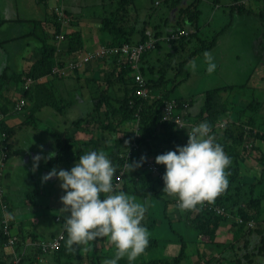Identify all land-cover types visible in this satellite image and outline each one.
<instances>
[{
	"label": "trees",
	"instance_id": "1",
	"mask_svg": "<svg viewBox=\"0 0 264 264\" xmlns=\"http://www.w3.org/2000/svg\"><path fill=\"white\" fill-rule=\"evenodd\" d=\"M103 1L107 3V6L103 7V11L97 16L100 18L101 31L111 36V40L106 45L111 47L123 42L137 44L147 41L149 37L153 39V48L142 52L139 65L147 85L154 92H161L162 95L151 99H143L135 95L133 91L138 87V83L134 81L133 76L129 75L131 65L126 58L120 61L114 59L111 62L104 58H98L101 62L103 60L104 65L108 62L107 67L103 70L108 69L109 71L104 72L103 83L100 85L104 88H99L98 85L94 87L90 109L84 114L85 117L80 115L73 119L71 122L73 129L69 135L67 132L64 135V131L59 130L52 132L56 141L58 140V149L54 155L46 159V163L50 170L53 167L70 169L78 156L87 150L99 151L98 145L93 143V146L88 148V144L100 139L102 142H108L107 145L111 147L109 152H104L116 167L113 183L120 182V190L137 196L164 198L165 192L161 190L163 180L154 176L150 170L144 167L148 159L155 162L156 155L173 150L175 145H184L187 142L186 131L178 129L173 122L160 118L161 106L164 100L169 98L168 91L172 92L177 82L183 79L182 74L186 63L193 56L199 54V51L202 52L214 46L217 43V38L231 29L237 15L255 14L264 26V0H261L256 7H249L248 0H230L231 2L227 5H217V0L209 1V3L207 0H195L187 4L182 3L183 0H151L147 3L142 14H140L141 6L138 5V0ZM58 7L61 8L59 5ZM61 10L63 15L55 11L49 14V22L52 23L54 29L53 36L60 33L64 22L68 24L72 22L63 8ZM204 10L209 11L204 12ZM161 12L166 14L162 15ZM213 15L214 17L210 19ZM258 18L257 22L260 25ZM262 31L264 39V30ZM257 36V39L260 40V33H257ZM65 38L68 53L75 51L78 53L83 50V40L79 31L65 33ZM47 40L48 38L43 39L40 57L33 62L27 72L33 78L49 73L54 63L55 46L47 43ZM261 43L264 45V42ZM261 51H264V47ZM154 55L155 59L160 62L156 66L153 62L155 59L152 58ZM149 59H152V63L148 62ZM225 68L230 67L226 66ZM18 78L15 73L6 77L4 70L1 72L0 98L4 101L13 102L3 93L5 82L7 79L17 80ZM248 81L249 79L240 83L217 85L206 89L202 106L200 103L197 113L192 115L196 122L207 121L211 125L216 142L223 146L225 153L232 161L229 169H226L230 172L227 189L220 193L214 202L209 203L222 206L233 215L217 214L211 208H205L201 204L191 209L180 208L181 216L186 223L195 229L198 235L206 238L201 242L202 246L197 251L198 258L202 261L201 264H225L223 259H227L225 262L231 264H264V205L262 203L264 200V154L261 155V158L259 157L262 164L259 177L253 172L248 175L247 173L251 169L249 170L246 164L249 158L255 155V151H259V146L255 144V141L264 140V126L263 129L260 128V131L258 129L259 114L264 110V98L257 101L251 98L247 103L241 104L242 98L239 97L235 106L239 107V110L235 112V107L233 111L229 107L234 106L231 103L233 99L230 94L235 95L232 91L242 93L248 85ZM169 82L172 83V87H168ZM113 86L116 87V91L112 90ZM118 91H122L121 96H117L119 95ZM32 93L33 90L29 89L25 95L31 96ZM72 99L73 97L66 101L72 104ZM189 104L193 105L192 100H189ZM60 105L63 107L60 103L57 106L61 108ZM245 110L251 111V115L245 116ZM4 111L2 110V112ZM92 113L96 115L89 117ZM223 116H227L226 122L222 128H218L216 123ZM135 120L138 121L136 134L131 131ZM85 122L86 124H83ZM1 126L11 137V129L3 121H1ZM82 127L90 135L89 141L75 139L74 134ZM132 137L139 144V149L135 154L126 157L125 142ZM249 142L251 143L250 147L248 146ZM141 157H144V160L140 166H134L131 169L129 163L134 165L135 162L141 160ZM157 165L163 174L164 165ZM168 201L165 199V209ZM11 206L10 203H0V264H47L46 262L49 260L52 262L51 264H106V261L115 256L116 247L109 241L107 248L95 256V263L91 257H87L88 262L78 244L73 245L71 249L68 248L66 244L67 232L63 233V237L53 250L49 244L56 233L51 236L33 235L28 240L25 229L19 233L13 231ZM47 211L48 209H43L40 212H34L31 226H38L36 217L39 214L42 215L41 224L45 220L44 216ZM55 216L57 215H54L53 221L48 216L47 223L52 226L57 224L58 228L62 227L63 219H57ZM3 217H7V223L3 222ZM250 221L253 222L252 225L248 224ZM154 222L155 220L152 218L148 224L144 222L142 224L149 227ZM225 223L232 226L233 237L222 245L216 240V233L218 227ZM26 224L28 223L26 222ZM179 240L180 251L177 255L135 260L132 264H181L182 260L187 257V241L182 236ZM203 245L219 247L221 254L224 252L222 258L214 256L204 258L208 252L206 248L202 249ZM156 246L157 239L149 237V244L144 251ZM229 250L235 257L226 256ZM102 257L106 258L105 261L103 260L104 262L101 261ZM118 264H129V261L124 257L119 260Z\"/></svg>",
	"mask_w": 264,
	"mask_h": 264
},
{
	"label": "crops",
	"instance_id": "2",
	"mask_svg": "<svg viewBox=\"0 0 264 264\" xmlns=\"http://www.w3.org/2000/svg\"><path fill=\"white\" fill-rule=\"evenodd\" d=\"M50 1L52 0H0V49L2 50L3 48L6 52H8V50L11 51L7 55L6 62L0 70V74L4 70L6 77L13 73L19 77L17 80L7 79L4 85V95L13 102L4 101L0 98V113L4 114L3 122L12 131L11 152L4 170L3 185L6 199L12 205L13 231L19 233L21 230L25 229L27 231L26 235L28 236V240L31 239L33 235L51 236L60 230L57 224H53L52 226L47 223L49 216L47 214H45V220L40 225L37 227L31 226L32 216L34 212L38 211V202L45 203L51 201L50 198L52 194H46L45 199H41L43 191H48L51 187L47 181H56V179H54L55 177H52L43 182L41 186L38 183V181L42 183L41 177L50 171V169L47 170L46 159L54 155L58 149V140L56 141L54 133L50 132V130L64 131V135L65 132L69 135L73 129L71 126L73 120L70 122V125L61 127V119L65 108L61 105L60 108L57 105L59 103L62 104V101L66 100L64 97L65 94H73L72 96L75 102L79 101L81 103L85 99L90 101V105L85 109L87 113L91 107L92 100L90 99L94 94L95 87H90V85L96 84L99 88H104V86L101 87L100 85L103 83L104 72L109 71L108 69L105 71L103 70L107 67L108 62L104 65L103 60L102 62L99 59H97L98 62L93 60H91L93 61L91 62L88 60L85 62L84 68L81 71L85 73L81 76L83 80H78L77 88L73 87L74 90H72L73 88L71 87L72 83H74L73 79L69 78L64 82H59L57 79L61 78L47 72L35 79V82L30 88L33 90L32 95H25L27 90L23 89L22 78L28 72L33 62L40 57L43 39L48 38L47 43L57 45L59 49V51L57 50L58 55L63 52L62 49H67V43L64 39L57 41L53 36L54 29L52 23L49 22V14L52 13V8L54 6H61L72 20L69 25L62 27L61 33L65 34L74 30L79 31L82 36L84 49L94 50L100 45H106L108 41L111 40V36L101 31L100 28L101 22L98 17L100 14L98 15V13L102 12L103 7L107 6V3L103 0H54L55 3L52 7H50ZM149 1L151 0H143L144 3H142L138 0L137 3L142 9H140V14L143 13L144 8L146 9V5ZM161 14L164 15L166 13L161 12ZM35 22L36 24L34 25ZM209 23L211 22L209 21ZM84 27H89L88 31L83 29ZM261 30L262 29H260V32ZM262 36L263 35L260 34V42H264ZM26 46L30 51H25ZM262 53H264V51H260V54ZM152 58L155 59L156 56L154 55ZM105 59L111 62L116 59V57L110 56L104 58V60ZM120 60L121 59L117 57V61ZM151 60L152 59H149L148 62L152 63ZM153 62L155 66L160 64L158 59H155ZM100 79L102 80L100 81ZM56 82L60 84V87H58L59 89L57 88ZM62 87H66L63 93V100H61V96L57 94L59 90L61 91L60 88ZM112 90L116 91L117 89L113 86ZM173 91L170 92V98L183 97L174 95ZM21 96L27 98V104L22 108L21 112H14L13 106ZM241 98L242 103H244V98H247V101L250 100V97L241 96ZM185 99L189 100V98ZM192 109L191 107V110ZM198 109L199 107L193 110V113L196 114ZM2 110L5 111L2 112ZM73 110L75 111V109ZM85 110L80 114H86ZM50 111L53 113H50ZM80 114L77 116H80ZM86 122L83 124H86ZM83 134L86 138H82ZM74 136L76 140L79 138H89L88 133L80 130L76 131ZM37 154L41 156V159L38 162V166L34 167L37 162L33 160V157ZM38 174L41 175L40 179H38ZM32 191L35 194L34 196L31 195ZM262 203L264 205V200ZM13 204H16V206H13ZM167 207L170 212L172 211L175 218L179 216L176 212L179 213L180 208L173 206L170 202L167 203ZM58 208V211H63L60 206ZM26 222L28 224H26ZM192 230L196 233V242L193 240L190 241V245L193 247V255L194 257L196 256L194 264H201L202 261L198 258L197 251L202 246L201 242L206 240V238L198 235L195 229ZM232 235V226L229 223H225L218 227L216 240L224 245L223 243L232 239ZM204 248H206L208 252L207 256L204 258H209L211 256L222 258L221 256L224 253L221 254V250L213 252L212 245H203L202 249ZM226 256L231 258L235 257L230 250ZM223 260L225 264H231L230 262H225L227 259ZM46 263L51 264L52 262L49 260Z\"/></svg>",
	"mask_w": 264,
	"mask_h": 264
},
{
	"label": "clouds",
	"instance_id": "3",
	"mask_svg": "<svg viewBox=\"0 0 264 264\" xmlns=\"http://www.w3.org/2000/svg\"><path fill=\"white\" fill-rule=\"evenodd\" d=\"M54 8L55 6L52 8V12L55 11ZM66 25L69 24L64 22L62 27ZM54 38L57 41L66 39L65 34H62L61 31L60 34H55ZM54 46L55 59L49 74L57 77L60 73L53 71L55 67H67L70 61H75L80 57H84L87 52L95 51L102 45L94 50H85L83 48V50L78 53H76V51L68 53L67 49H62L63 51H67L69 57L66 56L64 52L58 55L57 50L59 51V49L57 45ZM204 55L207 61V71L209 73L214 72L216 70V64L213 57L208 52H205ZM110 56L113 55H95L85 59L81 67H76L73 70L66 69L67 72H80L84 68L86 61ZM113 57L117 59V56ZM59 59L61 60L59 61ZM190 67L192 70H195V62H192ZM139 72L142 76L140 65ZM129 75L133 76L132 68L129 71ZM37 78H33L26 73L22 78L23 89L29 90ZM142 80L143 86L147 90V95L141 96L136 93V89L140 87L139 82H137L138 87L133 91L135 95L143 99H151L152 97L158 98L162 95L161 92H154L144 81L143 76ZM169 83L168 87H172L173 85H169ZM120 93H122V91H118V94ZM168 97L169 98L165 99L164 102L167 100H175L177 104L176 109L179 111H184L183 104H187V108H185L184 111L185 114L183 115L184 125L179 127L175 122L169 121L173 122L178 129L187 132V142L184 145H175L173 150L158 154L154 158L155 163L164 165L165 169L162 176L163 187L161 189L165 192L164 200H169L168 202L173 206L181 209H191L205 201L214 202L215 198L228 187L230 172L226 171V169H229L232 163L231 158L225 153L223 146L216 142L212 134L211 125L207 121L198 123L195 118H193L192 115L195 113H193V109L191 110L192 105L189 104V100L183 97L170 98L169 91ZM20 99H24L25 103L21 108L17 109L15 105ZM64 102L67 101L65 100ZM26 104L27 98L23 96L19 97L13 106V111L21 112ZM95 115V113H92L89 117ZM3 116L4 114L0 113V156L2 153L1 151H5V157L3 158L4 165L1 170L2 196L0 198V203H3V200L6 199L3 197L5 196L3 175L11 152V137L8 136L6 129L1 126V121H4ZM160 118L162 120V114ZM223 118L224 117L216 123L218 128H222L225 124L226 119ZM137 130L138 121L135 120L131 126V131L136 134ZM80 131L86 132L83 130V127ZM120 131L123 132V130ZM50 132H53V130H50ZM89 138L83 140L89 141ZM128 141L136 142V139L132 137L125 142V154L126 150L129 148L127 145ZM137 145L138 148L133 151L132 155L138 151L139 144L137 143ZM40 159L41 156L39 154L33 157V160L37 162L34 167L38 166ZM143 160L144 157H141V160L135 162L134 165L129 163V167L131 169L134 166L139 167ZM115 171V165L105 152L90 149L84 154L79 155L70 169L53 167L41 177L42 182L52 177H56L60 181L59 186L64 194L60 197L61 203L59 206L63 211H67L66 216L56 214L57 216H55V218L63 219V224L50 242L56 239L61 240L63 233L67 232L68 238L66 244L68 248L71 249L75 244H87L89 241H93L98 237H108L113 245H115L116 253L114 258L106 261V264H118L119 260L124 257L127 258L129 264H132V262L144 252L149 244L148 230L144 224H142L146 206L144 203L137 201L135 196L129 195L124 191L115 192V189H120L119 187L121 186L120 182L113 183ZM114 185L118 186L115 187ZM53 249L51 248V250Z\"/></svg>",
	"mask_w": 264,
	"mask_h": 264
},
{
	"label": "rangeland",
	"instance_id": "4",
	"mask_svg": "<svg viewBox=\"0 0 264 264\" xmlns=\"http://www.w3.org/2000/svg\"><path fill=\"white\" fill-rule=\"evenodd\" d=\"M195 1V0H183L182 3L187 4L188 2ZM202 1V0H201ZM209 3L215 0H207ZM246 1V0H244ZM250 3L248 4L249 7L253 6L256 7L261 2V0H248ZM140 2L144 3L143 0H140ZM231 2L230 0H217V5H227ZM55 1H50V7L54 5ZM233 3V2H232ZM209 10H204V12H207ZM213 14V12H211ZM43 16V14H42ZM210 17V19H212ZM257 18L255 14H243V15H237L235 17L234 24L232 25L231 29L227 32L223 33V35H220L218 39V43H216L211 48L205 49L204 51L200 52L199 54L193 56L185 66L184 73L182 74L183 79L179 82H177L176 87L173 91L174 95L183 96L185 98H189V100H192V108L195 110L197 107L202 106L203 103V95L204 91L208 88H212L214 86H221L225 84H234V83H240L244 80L249 79L248 85L244 88L242 93L233 90L232 93L235 95H232L229 99L232 103L236 104V101L241 95H245L247 97L254 98L257 100L264 98V53L260 54V51L262 47H264L263 43L260 42V40H257L258 36L257 33L262 34L264 30V26H262L259 18L258 21L260 22V25H258ZM36 22L34 23V25ZM91 26V25H90ZM86 27V26H85ZM83 28L86 31H88V28ZM262 28L261 32L260 29ZM188 29H191L188 27ZM90 31V29H89ZM1 40V38H0ZM217 45V46H216ZM87 50V49H85ZM25 51H30L27 49V46L25 47ZM11 52L8 50V52L0 49V70L2 69L3 65L6 62V58L8 53ZM66 56L69 57L67 51H63ZM93 52V51H91ZM205 52H208L213 57V60L216 64V70L212 73H209L207 71V61L205 58ZM160 50L157 52L159 55ZM97 61V60H93ZM91 61V62H93ZM98 62V61H97ZM192 62H195L196 69L192 70L190 65ZM226 66H229L230 68H225ZM85 73H82L81 71H70L60 74L59 82H64L65 80L71 78L73 79L74 83H72L71 87L77 88L78 80L82 81L83 76ZM72 76V77H70ZM68 77V78H67ZM180 79V78H179ZM178 79V80H179ZM102 79H100L101 81ZM177 80V81H178ZM87 81V80H86ZM88 82V81H87ZM57 83V82H56ZM169 85H172L170 82ZM67 86V85H65ZM91 86H96V84H91ZM60 87V84L57 83V88ZM74 88L72 90H74ZM59 89V88H58ZM61 91L57 93L59 96H61V100H63V93L65 92L66 87L60 88ZM237 92V93H236ZM225 95L224 93H222ZM73 95V94H72ZM70 94H65V99H69L73 97ZM122 93H120L117 96H121ZM226 96V95H225ZM92 99V97H91ZM247 98H244V103L247 102ZM73 104L68 102L62 101L63 108L65 110L63 111L62 119H61V127H65L70 125V122L77 117L82 111H84L89 105L90 101L85 99L83 102L76 101L74 102L72 99ZM199 103H201L199 105ZM236 105L229 106L230 109L235 107ZM75 109V111L73 110ZM239 110V107H235L234 111L236 112ZM87 110H85L86 113ZM50 113H53L50 111ZM251 111L245 110V116H250ZM243 114V112H242ZM85 117L84 114H80ZM195 115V114H194ZM260 120H259V131L263 129L264 126V110L261 111ZM223 119H226L227 116H223ZM246 117V118H247ZM57 119V117H56ZM263 121V122H262ZM135 122V121H134ZM94 124V123H92ZM261 128V129H260ZM257 130V129H256ZM81 135V134H80ZM90 136V135H89ZM82 138H86L84 136ZM98 141L94 143V145L99 146V150L109 152L111 149L110 145H107L108 142H102V140L97 139ZM93 143L88 144V148L92 147ZM255 144L259 146V151H255V155H252L249 158V161L246 162L247 166L249 167L248 175L250 173H255L257 177H259V172L262 169L261 164V155L264 154V140H258L255 141ZM248 146H251V143H248ZM260 157V158H259ZM47 170L50 168L48 165H46ZM247 170V169H244ZM246 173V172H245ZM41 174V173H40ZM39 175L38 179H40L41 175ZM54 178V177H53ZM55 182L53 181H47V183L51 186L48 191H43V195L41 196V199H45L46 194H52L50 198V202L40 203L38 202V212H40L42 209H48L47 214L49 215V218L53 221V217L56 214L66 216L67 211H58L59 204L61 203L60 197L64 194L63 190L60 188V181L55 177ZM53 182V183H52ZM40 186L43 184L38 181ZM117 187L118 185H114ZM163 187V185L161 186ZM122 191L120 189H115V192ZM42 193V191H41ZM126 193V192H125ZM129 195L135 196L137 201L142 202L146 206V212L145 216L142 222L145 224H148L150 219H154L155 222L153 225L146 227L149 233V237H154L157 239V246L153 249L144 251L142 254H140L136 260H147L157 257H173L177 255L180 251V240L179 237L182 235L185 241H187L186 245V253L187 257L182 260L181 264H194V260L196 256L194 257V253L192 252L193 247L190 245V241L193 240L196 242V233L193 231L192 227L188 225L185 221V219L181 216V213L176 212V214L179 216L175 218L172 213L170 212L169 208L166 206V202L164 198L162 197H149V196H137L131 193H127ZM31 195H35L33 191L31 192ZM6 198V196H3ZM2 197V198H3ZM8 200L4 199L3 203L7 204L9 203ZM8 212V211H5ZM38 219V225L40 224V221L42 219V215H38L36 217ZM7 219V217H3V222ZM50 220V219H49ZM151 223V222H150ZM191 227V228H190ZM180 235V236H179ZM110 240L108 237L103 238H97L93 241H89L87 244H78V247L82 248L83 256L85 259L87 257L93 258V262L95 263V256L100 254L102 252L108 242ZM198 243V242H197ZM220 250L219 247L213 246V252ZM216 255V254H215ZM215 257V256H214ZM105 257H102V262L105 261ZM88 260V259H87ZM104 260V261H103ZM89 262V260H88Z\"/></svg>",
	"mask_w": 264,
	"mask_h": 264
},
{
	"label": "built area",
	"instance_id": "5",
	"mask_svg": "<svg viewBox=\"0 0 264 264\" xmlns=\"http://www.w3.org/2000/svg\"><path fill=\"white\" fill-rule=\"evenodd\" d=\"M55 11L58 12L60 15H63V12L61 10L60 7L55 6ZM153 39L151 37H149L147 39V41L145 42H139L137 44H132V43H122L120 45H116V46H100L97 50L91 52H87L85 54L84 57H80L79 59L75 60V61H70L67 65V67H55L53 69V71H56L57 73H65L67 72L68 68L69 70H73L76 67H81L84 60L91 58L93 56H107V55H113V56H117L119 59H123L126 58L127 61L130 63L131 68L133 70V76H134V80L136 82H139V88L136 89V93L141 95V96H146L147 95V90L145 89V87L143 86V80H142V76L139 72V58L140 55L142 54L143 51H146L150 48H153L154 43H153ZM25 103L24 99H20L18 101V103L15 105V108L19 109L21 108V106ZM176 102L175 100H167L164 102L163 106H162V120L165 121H173L175 122L179 127L184 125V114H185V108H187V104L184 103L183 107H184V111H179L178 109H176ZM127 145L129 146V148L126 150V156L130 157L133 153V151H135L138 148V145L135 141L132 142H127ZM1 156H0V198L2 196V185H1V175H2V168L4 165V157H5V151L2 150L1 151ZM145 168L150 170V173H152L154 176H157L158 178L162 179L163 174L160 172L158 165L152 160V159H148L146 164H145ZM201 205L205 208H211L212 210H214L215 213L217 214H228L231 216L230 212L228 210H226L224 207L219 206L217 204H210L208 201H205L203 203H201ZM239 221H241V219H238ZM237 220V221H238ZM249 225H252L253 222H249ZM7 228V227H5ZM58 239L52 241L49 245L50 247L53 249L57 244H58ZM9 242L11 243V240L9 239Z\"/></svg>",
	"mask_w": 264,
	"mask_h": 264
}]
</instances>
